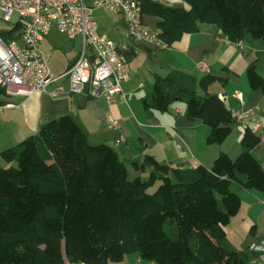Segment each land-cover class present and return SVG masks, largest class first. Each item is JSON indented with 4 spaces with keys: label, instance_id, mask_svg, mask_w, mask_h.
<instances>
[{
    "label": "trees",
    "instance_id": "trees-1",
    "mask_svg": "<svg viewBox=\"0 0 264 264\" xmlns=\"http://www.w3.org/2000/svg\"><path fill=\"white\" fill-rule=\"evenodd\" d=\"M185 1L187 8L143 1V17L160 19L158 37L169 45L205 22L219 26L231 42H264V0ZM20 29L17 22L0 34L18 39ZM247 74L251 87L264 92L256 61ZM218 80L228 78L202 77L204 93L198 94L196 79L179 72L158 76L143 103L147 110L166 111L185 102L188 118L210 127L208 143L221 144L238 119L219 95L208 92ZM261 142L248 125L235 159L221 152L212 168H172L147 154L136 165L152 167L149 178L130 179L114 147L90 143L71 115L51 120L1 152L0 264H109L131 253L158 264H250L246 252L228 245L225 226L242 204L234 182L264 192V165L253 153ZM167 224L177 226L176 239Z\"/></svg>",
    "mask_w": 264,
    "mask_h": 264
},
{
    "label": "crops",
    "instance_id": "crops-1",
    "mask_svg": "<svg viewBox=\"0 0 264 264\" xmlns=\"http://www.w3.org/2000/svg\"><path fill=\"white\" fill-rule=\"evenodd\" d=\"M164 4L172 6L169 1ZM180 5L189 7L188 3V6ZM105 11L114 17L99 21L95 16L99 31L130 46V77L123 82L127 100L108 103L104 98L66 91L69 82L61 75L76 61L79 53L76 57H64L63 71L56 75L52 70L57 79L47 85L44 92L33 95L0 92V164H5L1 157L3 150L35 134L43 124L71 115L90 143H107L114 147L129 175L131 169L141 179L142 175L149 176L153 170L152 167L143 169L136 165L143 162L147 154L172 168L198 165L212 168L221 152L235 159L242 152V138L248 125L262 138L253 153L264 165V92L251 87L247 74L250 64L256 61L259 73L264 76L262 40L247 37L239 42H227L228 36L219 26L205 22L200 23L198 31L184 33L167 48H161L154 40H134L128 34L124 15ZM158 21L160 19L156 16L144 15V24L152 31H157ZM53 26L56 27L55 24ZM68 39L81 41L80 38ZM176 72L187 79H196L198 94L204 93L199 85L202 77L209 74L227 77L226 83L215 81L207 90L219 95L233 113L246 114L250 124L238 120L223 143L209 144L210 127L201 120H190L185 102L184 105L179 103L183 101L174 102L166 111L147 110L143 100L153 92L156 78ZM60 85L65 86V90L54 95ZM109 117L120 121L119 129L109 126ZM119 136L125 140L117 144ZM233 186L242 204L239 212L225 226L228 245L246 252L250 264H264V192L247 189L239 182H234ZM249 252L255 253V262ZM109 264L158 263L143 258L139 253H131L122 261Z\"/></svg>",
    "mask_w": 264,
    "mask_h": 264
},
{
    "label": "built area",
    "instance_id": "built-area-1",
    "mask_svg": "<svg viewBox=\"0 0 264 264\" xmlns=\"http://www.w3.org/2000/svg\"><path fill=\"white\" fill-rule=\"evenodd\" d=\"M145 0H0V15L11 21L17 13L21 38L4 39L0 34V87L10 94L42 93L56 80L41 42L55 24L70 39H81L76 61L61 75L69 82L66 91L91 98H104L108 103L125 102L123 82L130 77V46L99 31L94 10L103 8L124 15L128 34L134 40H154L161 48L169 44L159 39L157 31L144 24L142 4ZM162 1V0H156ZM20 40L22 42H20ZM227 42L231 40L226 37ZM54 95L65 90L60 85ZM234 116L250 124L246 114ZM111 128L119 129L117 118L109 117ZM125 139L119 136L117 144ZM68 264H91L85 261Z\"/></svg>",
    "mask_w": 264,
    "mask_h": 264
},
{
    "label": "rangeland",
    "instance_id": "rangeland-1",
    "mask_svg": "<svg viewBox=\"0 0 264 264\" xmlns=\"http://www.w3.org/2000/svg\"><path fill=\"white\" fill-rule=\"evenodd\" d=\"M167 1L171 2L172 6H179L182 7L180 4L187 5V2L185 0H163V3H166ZM90 4L93 2V0L88 1ZM111 11V10H109ZM107 13V15H106ZM95 16L97 19H102L105 17H108V19L113 18V14L111 12L105 11V9L98 8V10L95 11ZM19 19V16L17 13H14L12 16L11 21H6L1 15H0V32L2 31H8L10 30L15 23H17ZM149 29V28H148ZM150 30V29H149ZM152 31V30H151ZM22 42V41H21ZM41 47L48 59V62L54 71L56 75L60 74L63 71V60L64 57H76L80 51L81 48V41L80 40H69L63 33H61L57 27L53 26L49 33L46 35L45 39L41 43ZM182 105H184V102H179ZM148 175H142V179L146 180ZM137 177V175L134 173V170L130 169V179H134ZM160 183V182H159ZM159 183L155 186L150 187V192H154L157 187L159 186ZM236 187L233 186V189ZM167 232L172 236V238L176 239L178 237V228L177 226L170 224L166 225ZM250 257L252 258V261L255 262V253L249 252ZM264 260V255H263Z\"/></svg>",
    "mask_w": 264,
    "mask_h": 264
}]
</instances>
